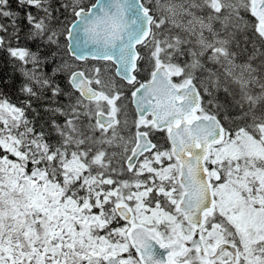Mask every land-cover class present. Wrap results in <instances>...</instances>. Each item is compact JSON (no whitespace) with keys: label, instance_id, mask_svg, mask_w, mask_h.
Returning a JSON list of instances; mask_svg holds the SVG:
<instances>
[{"label":"snow or ice","instance_id":"snow-or-ice-1","mask_svg":"<svg viewBox=\"0 0 264 264\" xmlns=\"http://www.w3.org/2000/svg\"><path fill=\"white\" fill-rule=\"evenodd\" d=\"M0 264H264V0H0Z\"/></svg>","mask_w":264,"mask_h":264}]
</instances>
